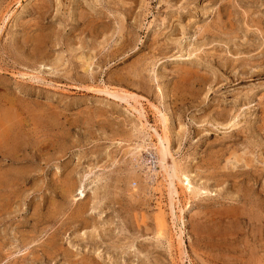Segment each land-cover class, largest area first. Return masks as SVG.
Returning a JSON list of instances; mask_svg holds the SVG:
<instances>
[{
	"label": "rangeland",
	"instance_id": "rangeland-1",
	"mask_svg": "<svg viewBox=\"0 0 264 264\" xmlns=\"http://www.w3.org/2000/svg\"><path fill=\"white\" fill-rule=\"evenodd\" d=\"M0 118V264H264V0H0Z\"/></svg>",
	"mask_w": 264,
	"mask_h": 264
},
{
	"label": "bare ground",
	"instance_id": "bare-ground-1",
	"mask_svg": "<svg viewBox=\"0 0 264 264\" xmlns=\"http://www.w3.org/2000/svg\"><path fill=\"white\" fill-rule=\"evenodd\" d=\"M46 2V1H45ZM18 23V22H17ZM122 30V29H121ZM29 41V40H28ZM82 59V58H81ZM64 61V57H62V58H60L59 59V63H61V62H63ZM84 61V62H83ZM82 62L84 63V66H85V71H86V73H88L89 72V70H90V67H91V58H83L82 59ZM62 67V66H61ZM196 72V71H195ZM20 77H22V78H25V77H29V78H36V76L35 77H32V76H30V75H28V74H24V73H21L20 74ZM106 93H108L111 97H115V98H117V99H120V100H125L126 102H127V99L128 98H130L129 96H125V95H123V94H120V92H106ZM128 97V98H127ZM132 97V96H131ZM136 99V98H135ZM8 109V108H7ZM9 110V109H8ZM135 110L136 111H138L136 108H135ZM6 111V110H5ZM11 111V110H10ZM17 111V110H16ZM15 111V112H16ZM141 111V110H140ZM139 111V112H140ZM3 113V112H2ZM8 113V112H7ZM142 112H140V114H141ZM9 114V113H8ZM13 114V113H12ZM2 115H4V114H2ZM6 115V114H5ZM4 115V116H5ZM13 116V115H12ZM12 116H10V114L7 116L6 115V117L9 119V117H11V118H15V117H12ZM236 116V115H235ZM235 116H233V117H235ZM3 117V116H2ZM1 117V118H2ZM5 117V118H6ZM40 117V116H39ZM38 117V118H39ZM144 117V116H143ZM163 117V116H162ZM0 118V119H1ZM17 118V117H16ZM227 118V117H226ZM9 120H11V119H9ZM163 121H166V118L165 117H163ZM8 122V120H6V119H4V120H2V122H0V152H4L2 149H3V147H5V148H10L9 146H11V144L10 145H8L7 146V144H6V146H3V144H5V142H8V140L11 142V140L13 141L14 140V143L16 142L17 144H19L20 142H23V137L22 136H20V133H19V135L18 134H14V136H13V132L11 131V129H10V127H12L11 125V122H10V124L11 125H9V123H7ZM35 122V121H34ZM41 122V121H40ZM13 124L14 123H16V122H12ZM39 123V122H38ZM37 123V124H38ZM43 124V123H42ZM164 124V123H163ZM235 124V123H234ZM17 125V124H16ZM29 125V124H28ZM42 126V125H41ZM14 127V126H13ZM234 127H235V125H234ZM165 128H167V127H165ZM24 129V128H23ZM14 130H16V129H14ZM16 131H18V129L16 130ZM18 132H20V131H18ZM17 132V133H18ZM29 132V131H28ZM27 132V133H28ZM38 132V131H37ZM22 134V133H21ZM23 135V134H22ZM25 135V134H24ZM38 137H40V136H38ZM25 138H27V137H25ZM26 140H28V139H26ZM1 141L2 142H4V143H1ZM9 142V143H10ZM13 143V142H12ZM15 143V144H16ZM41 143V142H40ZM165 143H167L168 145H169V142H168V138H166V137H164V136H161L160 137V145L158 146V150H159V164L161 165V168L163 169V171L167 174V181H168V184H169V197H170V200H171V205L173 206L174 205V201H175V195H178L179 194V191H178V188L176 187V186H174V181L175 180H178L179 181V183H182V184H184L185 183V186H186V190L187 191H189L190 192V194H192V195H196L198 192H196L195 191V189L196 188H194L193 187V184H192V180H191V178H190V174H185V173H181L179 170H178V168H177V166H175L174 165V168L173 169H169L168 168V166H167V163H166V160H167V158H168V156L170 155V148L168 147V146H165ZM2 144V145H1ZM16 144V145H17ZM29 144V143H28ZM35 145V144H34ZM3 146V147H2ZM23 146V145H22ZM12 147V146H11ZM24 147V146H23ZM2 148V149H1ZM13 148V150H15V148L14 147H12ZM22 149V148H21ZM17 150V149H16ZM15 150V151H16ZM24 150V149H23ZM15 151H13L14 153H15ZM25 152V151H24ZM39 153V152H38ZM17 154V153H16ZM0 155H1V153H0ZM19 155V154H18ZM23 155V154H22ZM2 156H4V157H2ZM2 158H7L6 157V155H3L2 154ZM13 156V155H12ZM12 159V158H11ZM10 159V160H11ZM5 160V159H4ZM238 160H240L239 158H238ZM13 161V160H12ZM14 161H16V160H14ZM20 161V160H19ZM244 161V160H243ZM254 161H255V159H254ZM11 162V161H10ZM235 163V162H234ZM236 163H239V161H237L236 160ZM236 166V165H235ZM234 166V167H235ZM247 166H249L248 165V163H247ZM5 171V170H4ZM4 171H0L1 172V175L3 176V173H4ZM6 172V171H5ZM11 172V171H10ZM2 176H0V187L4 190L5 189V185H4V183L1 181L2 179H1V177ZM5 176H6V173H5ZM16 177V176H15ZM3 178H4V180H6L5 179V177L3 176ZM14 178V177H13ZM82 178V177H81ZM11 180H12V178H11ZM14 180V179H13ZM83 180V179H82ZM132 180V179H131ZM9 181V180H8ZM86 181V180H85ZM16 182H19V180H18V178H17V180H16ZM20 183V182H19ZM67 183H68V181H67ZM82 183V182H81ZM15 184V181H14V183H13V185ZM17 184V183H16ZM15 184V185H16ZM71 184V183H70ZM14 185V186H15ZM68 185V184H67ZM10 186H12V185H10ZM18 186V185H17ZM74 186V185H73ZM86 186V185H85ZM84 185H82L81 187H80V196H81V199H83V198H85L86 196H85V192H86V188L87 187H85ZM8 188V187H7ZM6 188V189H7ZM67 188H69V187H67ZM1 190V189H0ZM9 190H11L10 188H9ZM15 190V189H14ZM13 190V191H14ZM74 190V189H73ZM11 192V191H10ZM74 192V191H73ZM203 192V191H202ZM4 193V192H3ZM5 194V193H4ZM11 194H15V193H11ZM200 194V193H199ZM3 195V194H2ZM13 197V196H12ZM3 200V199H2ZM5 202H0V213L1 212H3V210H4V207L7 205V204H4ZM10 207V206H9ZM8 209V208H7ZM8 211V210H7ZM10 211V210H9ZM6 213H8V212H6ZM160 228V227H159ZM165 233V232H164ZM164 233H161L160 235H162V234H164ZM166 234V233H165ZM163 237V236H162ZM180 240L182 239V231L180 230ZM180 243V242H179ZM181 245H182V243H181Z\"/></svg>",
	"mask_w": 264,
	"mask_h": 264
}]
</instances>
